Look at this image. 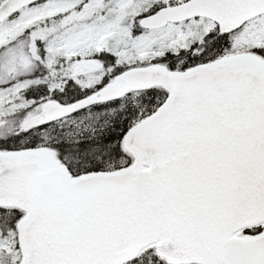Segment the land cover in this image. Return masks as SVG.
<instances>
[{"label": "snow or ice", "instance_id": "obj_1", "mask_svg": "<svg viewBox=\"0 0 264 264\" xmlns=\"http://www.w3.org/2000/svg\"><path fill=\"white\" fill-rule=\"evenodd\" d=\"M0 264H264V0H0Z\"/></svg>", "mask_w": 264, "mask_h": 264}]
</instances>
